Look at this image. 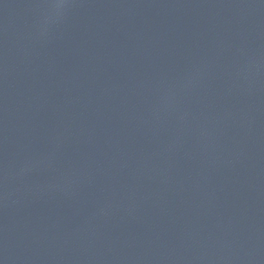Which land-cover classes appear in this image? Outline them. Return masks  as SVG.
Instances as JSON below:
<instances>
[{
	"label": "water",
	"instance_id": "1",
	"mask_svg": "<svg viewBox=\"0 0 264 264\" xmlns=\"http://www.w3.org/2000/svg\"><path fill=\"white\" fill-rule=\"evenodd\" d=\"M0 264H264V0H0Z\"/></svg>",
	"mask_w": 264,
	"mask_h": 264
}]
</instances>
